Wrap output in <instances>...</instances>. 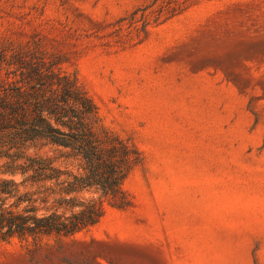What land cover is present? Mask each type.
Returning <instances> with one entry per match:
<instances>
[{
    "label": "rangeland",
    "instance_id": "rangeland-1",
    "mask_svg": "<svg viewBox=\"0 0 264 264\" xmlns=\"http://www.w3.org/2000/svg\"><path fill=\"white\" fill-rule=\"evenodd\" d=\"M4 46L57 56L144 162L131 208L0 264H264V0H0Z\"/></svg>",
    "mask_w": 264,
    "mask_h": 264
},
{
    "label": "trees",
    "instance_id": "trees-1",
    "mask_svg": "<svg viewBox=\"0 0 264 264\" xmlns=\"http://www.w3.org/2000/svg\"><path fill=\"white\" fill-rule=\"evenodd\" d=\"M39 47L0 48V242L36 246L73 240L109 208H131L123 185L144 162Z\"/></svg>",
    "mask_w": 264,
    "mask_h": 264
}]
</instances>
